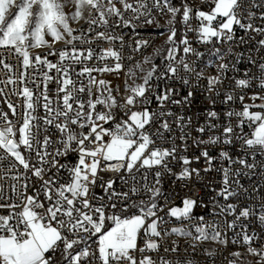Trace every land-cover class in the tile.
Listing matches in <instances>:
<instances>
[{"label": "snow or ice", "instance_id": "6c2138e0", "mask_svg": "<svg viewBox=\"0 0 264 264\" xmlns=\"http://www.w3.org/2000/svg\"><path fill=\"white\" fill-rule=\"evenodd\" d=\"M202 5H207L210 11L200 8L195 10L187 3L182 4L181 22L186 26L187 31H195L199 40L209 43L212 38L223 41H232L235 36L234 26L243 29L246 33L251 31L258 35H264V27H256L253 20L256 13L251 8L245 7V0H200ZM252 8H264V0H249ZM72 3L75 11L69 15L65 7ZM119 4L121 7H117ZM89 9L90 19L89 32L95 31L91 25L108 26L109 18L115 17V25L119 27H135L132 20L125 18V13L134 14L132 19L139 20L141 16L146 17L144 23H155L152 16L153 9L163 12L165 9L170 14L167 20L168 37L166 44L171 45L166 50L163 71H157L158 65L153 62L151 56L144 57V63L151 64V68L145 70L143 65L136 63L128 69V79H142L143 83L128 84L125 81L124 91L130 93L123 96L121 100L113 95L115 91L119 95V88L113 89L111 82L105 79H97L96 73H119L123 69L120 52L112 47L101 49L99 53L89 47L87 49L77 48L75 42L80 44H91L95 40L113 41L119 40L123 47V36L106 35L105 32H96L95 36L88 38L83 32L74 35L76 31L70 26V19L79 21L83 18V11ZM92 10L96 16L93 17ZM181 13V7H175L172 0H0V49L7 52L9 56L18 61L17 75H9L7 80L0 83L7 85H18L11 90L12 95L23 97V112L16 126L8 118V113L0 111V120L3 126L0 127V163L8 161V171L22 166L24 170L25 183L17 187L12 185V191L16 194L18 202L0 204V208H7V215H0V264H156V261L146 252H156L160 245L153 237H161L162 232L159 226L166 223L164 217L159 213L167 206V197L163 192L162 178L167 175H174L176 180H191L193 175L199 178L200 169L190 168L192 160L187 156H179L182 161V170L173 173L169 166V158L177 159L179 146L172 138L171 148L156 147V141H166L170 137L165 133H171L172 127L168 120H161V117L171 116L170 111H164L169 103L182 105L190 104L194 95L189 91L180 99L176 89L171 84L150 83L153 78L157 81L179 80L184 85H189L187 76H181L180 71L192 73L195 70L181 56L177 58L179 45L176 42L177 30L175 27L177 14ZM246 13V15H245ZM195 18L199 24L192 28L189 24ZM259 19L264 20V11ZM247 20L248 22H243ZM46 37H51L49 42ZM63 40L70 49L55 50L53 45ZM241 43H247L243 37ZM264 47V39L258 41ZM179 44L183 45L182 52L187 55L194 53L197 57L202 54L192 48L185 36ZM148 41H136L134 51H140L146 47ZM48 47L47 54L37 53L34 57L30 53L32 48ZM217 55L223 59L219 49ZM228 55H235L237 63L243 58V53H233L229 48ZM50 55H58V62L53 63L48 59ZM155 55H160V49L155 50ZM103 62L109 58L115 61L114 64L107 63L99 67H89L86 61L93 58ZM131 59V57H129ZM68 61V63H65ZM248 62L256 65L260 72L259 77L236 80L237 88H248L253 79H259L258 87L264 90V63L257 64L249 57ZM0 65L7 69L8 73L13 70V65L6 62L3 53L0 52ZM75 65H81L79 69ZM235 67V65H233ZM229 65L221 63L219 70L226 72ZM31 70V71H29ZM55 70V75L52 71ZM137 70L144 73L137 77ZM73 74L76 79H73ZM203 75L197 72V78ZM247 75V74H246ZM86 81V82H85ZM54 82L55 96H49V83ZM28 83L34 85L28 87ZM221 83L219 76L209 77V91L214 90L216 84ZM4 89L0 88V95ZM84 95L87 99H84ZM217 95L219 93L217 92ZM232 94H226L224 103L234 100ZM155 99L160 111L152 112L150 105ZM243 102L244 97H239ZM253 103L243 104L242 111H228L225 115L229 123L223 129V139L212 136L208 140H196L195 144L216 145L223 143L231 145L236 140L242 141L243 150L253 160L256 155H264V112L250 111L253 108L264 109V95H253L250 98ZM262 101L256 104L255 101ZM215 103V101H211ZM143 105L139 111L132 109L137 105ZM102 106L104 111H97V106ZM7 107L13 116L17 115V105L7 102ZM42 107L45 115H36L37 109ZM120 110L127 119L121 118L117 121L116 111ZM215 111L209 112L210 118H217ZM237 117L236 128L240 129L239 134L234 135V128L231 119ZM42 121V123H41ZM183 117L177 120V126L181 129L179 139L186 141L188 133L184 131L187 127L182 123ZM188 123H191L189 119ZM111 124V127L104 125ZM158 127H155L156 125ZM75 126V128L73 127ZM247 126L251 131L244 133ZM49 127H54L59 132V138L53 140L48 135ZM209 129L217 127L215 124H208ZM77 129L79 131H77ZM84 129H88L87 132ZM203 133V126L197 129ZM105 137H108L105 140ZM56 144L58 147L53 148ZM187 144L184 143L183 150L187 151ZM76 153V163H61L60 158H66L69 154ZM203 157L208 165L203 171L212 170V162L215 159L209 155L207 150L195 157L199 161ZM220 157L231 164H239L246 169H254L255 163H248L247 159L233 160L227 151L222 150ZM115 162V163H113ZM140 172L142 183L137 182L133 170ZM157 169L149 181L148 171ZM126 171L132 180L128 191L117 192L114 188L115 181L109 179L104 181L100 176L101 172L111 171L120 173ZM223 187L218 195L228 200L238 195L232 188V184L242 187L239 179L231 180V177H240L247 173L241 169L232 171L230 168H222ZM67 173L65 178L62 173ZM30 173V175H29ZM47 177V178H46ZM2 178V177H0ZM35 178V183L32 179ZM13 180L19 181V175L13 176ZM124 180V177H120ZM128 183V181H124ZM100 188L103 195H98L94 189ZM33 189V194H28V189ZM0 186V200H9L3 194ZM147 198L133 199L141 197ZM164 199L165 205L161 206L159 200ZM183 207H170L165 213L181 221H192L199 219L200 224L192 225L196 233L193 236L191 231L184 227H173L170 232L165 230V235L176 234L178 236H191L194 241L212 240L220 244H227L226 238H222L219 225L204 224V217H194L193 209L197 207V201L191 198H184ZM119 206V207H118ZM204 206V205H200ZM19 209V211H17ZM118 209V211H117ZM221 212L228 214L236 213V206L229 203L220 206ZM252 211L242 208L231 222H226L229 229L237 226L241 218L247 220ZM264 225V215L258 217ZM246 229V226H244ZM211 229L209 232L208 229ZM242 241L248 245V253L258 257L256 264H264V250L252 247L256 238L249 235L245 230L241 234ZM95 238V239H93ZM144 239V246L138 245V240ZM234 243L236 241H233ZM93 244L96 245L93 248ZM195 250V244L190 245ZM169 251V249H165ZM172 252L178 251V246L171 248ZM207 255L213 253L205 250ZM136 253H140L138 258ZM237 260L240 259L239 252L232 253ZM161 264H172V261L161 258ZM176 264H181L177 260ZM183 264H192V261H185ZM229 264H237L236 260L229 261Z\"/></svg>", "mask_w": 264, "mask_h": 264}, {"label": "built area", "instance_id": "2783aa9c", "mask_svg": "<svg viewBox=\"0 0 264 264\" xmlns=\"http://www.w3.org/2000/svg\"><path fill=\"white\" fill-rule=\"evenodd\" d=\"M185 0H172V4L175 7H181V13L177 14L176 17V30L177 35L175 37L179 48L177 50V58L179 59L181 56L193 67L195 70L192 73H185L183 70L180 71L181 76H187L190 80L189 85L182 84L179 80L171 81H157L155 77L150 82L153 85L159 83L161 88L165 86V84H171L177 91L178 95L175 97L176 99H180L183 96L187 95L189 91L194 93L190 104H167L165 106L164 111H170L172 113L171 116L161 117V120H168L172 127L171 133H165V136L170 137L166 141L157 140L156 147L161 148H171L172 147V138L175 139V144L179 146L177 159L172 160L169 158V166L172 168L173 173H179L182 170V161L179 160V156H187L192 160L190 168H198L200 169L199 178L193 175L191 180L178 181L176 180L174 175H165L162 178L163 192L167 197V206L164 207V211L159 213V215L164 217L166 223L159 226V229L162 232L161 237H153V239L160 245V248L156 252H146L143 255H149L152 257L156 264H161V258L172 261V264H176V261H181V264L185 261H192V264H229V261L236 260L237 264H254L255 260L258 257L252 256L248 253V245L244 244L242 241V236L240 235L243 231H247L249 235H254L256 238L252 243V247L264 250V225H262L258 219L259 216L264 215V155H256L253 160L250 152L252 150H248L249 154L246 155L243 150L242 141L236 140L231 145H225L223 143H219L216 145L210 144H195L196 140H208L209 137L216 136L221 137L223 139V129L228 125L229 119L225 115L228 111L240 112L242 111L243 104H251L253 101L250 99L253 95H264V90H261L259 85V79H253L251 81V86L248 88H237L236 80L238 79H249L253 76L259 77L260 72L256 65L248 62L249 57L252 60L256 61L257 64L264 63V47L260 46L258 41L264 39V35H258L255 32H245L243 29H239L238 26H234L235 36L232 41H223L218 40L217 38H212V41L209 43H203L199 40L198 34L195 31H187L186 26L181 22L182 16V4ZM259 2V0H257ZM187 3L193 8V17L195 15V10L200 8L204 11H210L209 6L202 5L200 0H187ZM149 4H151V0H149ZM117 7H121L117 4ZM245 7L251 8V11L256 13V18L252 21L254 26L256 27H264V20L259 19V16L264 8H252L249 0H245ZM93 17L96 16L94 10H92ZM134 14L128 12L125 13V18L132 20V24L135 27H124L122 24L117 27L114 23L116 20L115 17L109 18L108 26L103 25H91V27L95 30L93 32H89V24L88 20L89 12L87 16L77 24L72 26L76 31L74 35H80L81 32L88 38H92L95 36L96 32H105L106 35L111 34L114 36H123V47H121V42L119 40H113L111 42L106 40H95L91 44H80L79 42H75V46L81 49H87L89 47L93 48L96 53H99L101 49H106L112 47L113 49L120 52L121 55V63L123 64V69L119 73H96L93 75L97 77V79H105L111 82V86L113 89L119 88V95L114 91L113 95L117 96L118 100H121L123 96L129 95L124 91L125 81L128 78L126 73L129 68H132L136 63L144 60L145 56H150L155 50L161 48L165 42L166 37L168 36V25L167 20L170 18V14L167 13L165 9L163 12H159L156 9H153L152 16L155 18V23L145 24L144 21L146 17L141 16L139 20L132 19ZM246 15V13H245ZM243 22L247 23V20ZM189 24L192 28H197L199 22L193 18L189 21ZM187 37L192 48H194L197 52L202 55L197 57L194 53H190L185 55L182 52L183 45L179 44L180 40L184 37ZM241 37L244 38L247 43H241ZM148 41V45L146 47H141L140 51H134L136 47V41ZM167 49L171 47V45H166ZM71 45H66L65 43L60 45H53L55 50H61L68 48L70 49ZM231 48L233 53H243V58L240 59L239 63H237V57L235 55H228V49ZM219 49L220 54L223 55V59L217 55L216 50ZM50 51L48 47H43L41 49H33L30 50L31 55L34 57L37 53L47 54ZM0 52L3 53L6 58V62L13 65V70L11 73L7 72V69H4L2 65H0V81L7 80L8 76L17 75V65L18 61L11 56L8 55L7 52H4L0 49ZM167 53L164 52L162 56H160L159 61L157 63L158 69L157 71H163L165 64L168 61L164 60L163 57ZM131 57V59H129ZM48 59L53 63L58 62V55H50ZM68 63V61H65ZM89 67H99L103 66V64L107 63L112 65L115 61L109 58L106 61L100 62L95 59V57L91 61L85 62ZM221 63H226L229 65V68L226 72L221 73L219 70V65ZM235 65V67H233ZM77 69L82 67L81 65H75ZM31 71V70H29ZM202 72L203 75L200 78H197L196 73ZM55 75V70L50 73ZM247 74V75H246ZM219 76L221 83L216 84L214 86L213 91H209L208 78ZM73 79H76L73 74ZM86 82V81H85ZM30 88L35 90L34 85L28 83L27 85ZM18 85H5L0 83V88L4 89V94L0 95V111L8 113V118L17 127L19 124L16 123L20 119V115L23 112V97L12 95L11 90L13 88H17ZM50 91L49 96H55V88L57 85L54 82L49 83L48 85ZM217 92L219 95H217ZM226 94H232L235 98L233 101L228 103H224ZM243 96V102L240 101L239 97ZM84 99H87V96L84 95ZM215 101L212 103L211 101ZM7 102H11L13 105H17V115L13 116L11 110L7 107ZM262 101H255L256 104L261 103ZM143 105H137L132 110L139 111L141 110ZM149 110L152 112L160 111L158 104L155 99L153 102L148 105ZM97 111H104L102 106H97ZM116 111L117 121L121 118L127 119L126 116L123 115V112L120 110ZM215 111L218 115L217 118L213 119L208 116L209 112ZM250 111L256 112L261 111L264 112V109L253 108ZM37 116H44L45 112L42 107H39L36 112ZM179 117H183L182 123L186 124L187 127L184 129L186 133H188V137L186 141H181L179 136L181 134V129L177 126V120ZM191 120L189 124L188 121ZM237 117L233 115L231 119V124L234 128V135L240 133V129L236 128ZM3 121L0 120V127L3 126ZM42 123V121H41ZM215 124L217 127L209 129L208 124ZM106 128L111 127V124L104 125ZM157 124L155 127H158ZM203 126L205 131L200 133L197 131L199 127ZM75 128V126H73ZM77 131H79L77 129ZM85 132L88 129H84ZM244 133H250V129L245 126L243 129ZM48 135L52 137L53 140L59 138V132L54 127H49ZM108 137H105L107 140ZM184 143L187 144V151L183 150ZM59 145L54 144L52 147H58ZM204 150L209 152V155L214 157L215 159L212 162V170L205 172L203 171L208 165L206 164L203 157L200 158L199 161H196L195 157L200 156V153ZM224 150L227 151L230 157L233 160L237 159H247L248 163H255L256 167L254 169H246L239 164H231L229 161L224 160L220 157V152ZM78 156L76 153L69 154L66 158L61 157V163L70 162L76 163ZM115 163V162H113ZM8 161L5 160L0 163V186L3 189V195L6 197H10L11 199L5 201L0 200V204L3 203H13L18 202L16 200V194L12 191V185L16 184L19 187L20 184L25 183L24 179V170L22 166H18L17 169H13L8 171L7 168ZM222 168H230L232 171L236 169H241L242 172L247 173L246 175H241L240 177H231V180L239 179L240 185L242 187H238L235 184H232V188L238 192V195L230 197L228 200L223 199L218 193L223 187V171ZM157 169H152L148 171V179L152 181L154 179V172ZM146 170L141 169L140 172H136L133 170V174L136 176V180L139 183H142L141 174ZM19 175V181L13 180L12 177ZM30 175V173H29ZM62 175L67 178V173L64 172ZM100 176L104 181L112 179L115 181L114 188L117 192L120 191H128V188L132 184V180L130 175L126 171H121L120 173H115L111 171L101 172ZM124 177V180H121L120 177ZM47 178V177H46ZM124 181H128L125 183ZM32 183H35V178L32 179ZM94 191L98 195H103L100 188H95ZM28 194H33V189H28ZM191 198L197 201V207L193 210L194 217H204V224H213L216 223L219 225V231L222 233V238H226L228 243L220 244L216 241L205 240V241H194L191 236H178L176 234L165 235L164 231L167 230L170 232L173 227H184L187 231H191L193 236L196 235L194 228L192 225L200 224L201 221L199 219H193L192 221H181L177 220L174 217L167 216L165 213L168 208L176 207L182 204L184 198ZM139 198H147L143 194L141 197H133V199ZM159 204L161 206L165 205V200L160 199ZM233 204L236 206L235 214H228L226 212L222 213L220 206ZM200 205H204L203 207ZM119 207V206H118ZM249 208L252 211V215L249 216L247 220L241 218L237 221V226L234 229H229L227 227L226 222H231L235 219V216L239 213L242 208ZM19 211V209H17ZM118 211V209H117ZM7 208H0V215H7ZM246 226V229L245 227ZM211 232V229H208ZM95 239V238H93ZM233 241H236L235 243ZM175 245L178 246L177 252H172L171 248ZM195 244V250L190 246ZM138 245L140 247L144 246V239L141 238L138 240ZM96 245L93 244V248ZM165 249H169V251H165ZM205 250L213 253V255H207ZM239 252L241 254L240 259L237 260L236 257L232 255V253ZM137 257L141 256L140 253H136ZM98 264V262H97Z\"/></svg>", "mask_w": 264, "mask_h": 264}, {"label": "rangeland", "instance_id": "374dc122", "mask_svg": "<svg viewBox=\"0 0 264 264\" xmlns=\"http://www.w3.org/2000/svg\"><path fill=\"white\" fill-rule=\"evenodd\" d=\"M74 11H75V5L72 4V3H69V4L65 7V12L68 13L69 15H71ZM88 12H89V9H88V8H85L84 11H83V18L79 19L78 22H77V21H73V20L70 19V21H69L70 26L72 27L74 24H77V23H79L80 21H82V20L87 16ZM167 37H168V36H167ZM167 37H166V39H165V42H166V40H167ZM46 39H48L49 42H51V37H46ZM165 42H164L163 46H162L161 48H159V49H160V55H155V52H153V53L150 55V56L152 57V59H153V62H154L156 65H157V63H158V61H159L160 56H162V54H163L164 52H166V50H167V46H166L167 44H166ZM63 43H65V42H64L63 40H61V41H59V42H56L54 45H60V44H63ZM41 48H43V47H41ZM41 48H32V49H30V50H33V49H41ZM139 63L143 65V67H144L145 70H148V69L151 68V64H146V63H144V60H142V61L139 62ZM143 75H144V73L139 72V71L137 70V77H142ZM134 82L137 83V84H139V83H143L142 79H135V81H133L132 79H129L127 83L131 85V84H133ZM176 207H183V204H181V205H179V206H176ZM193 210H194V209H193ZM256 261H257V259L255 260V263H254V264H256Z\"/></svg>", "mask_w": 264, "mask_h": 264}]
</instances>
